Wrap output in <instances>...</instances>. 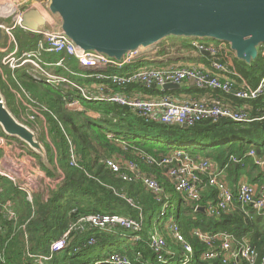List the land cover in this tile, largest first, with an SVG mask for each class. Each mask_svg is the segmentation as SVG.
Returning a JSON list of instances; mask_svg holds the SVG:
<instances>
[{
  "label": "trees",
  "instance_id": "1",
  "mask_svg": "<svg viewBox=\"0 0 264 264\" xmlns=\"http://www.w3.org/2000/svg\"><path fill=\"white\" fill-rule=\"evenodd\" d=\"M18 40L23 48L32 44V37L24 32ZM199 41L219 47L216 54L206 56L209 64L215 59L230 69L233 67L251 87H255L264 75V44L258 59L246 65L233 55L231 61L224 56L227 44ZM4 73L7 81L0 75V91L9 110L15 106L12 89L26 91L25 94L43 110L52 145H45L48 163L42 162L41 165L52 177L59 168L62 179L51 191L34 193L28 200L17 185L0 177V195L4 193L11 202H16L12 197L19 198L24 208V212L17 216L5 214L0 205V264H116L112 261L114 259L128 264H169L181 257V248L164 230L165 222L170 218L179 224L184 238L190 241L195 252L193 264H220L216 260L199 259L206 245L192 236L196 229L213 236L216 244L220 240L214 236L221 232L229 233L235 240L248 241L256 251L253 264L260 263L264 255V219L250 206L246 210L255 217H246L239 203L235 204L233 211L219 216L197 211V207H207L217 197L216 189L207 183L208 175L200 176L203 188L199 197L185 198L175 189L168 166L160 164V161L172 156L173 151L183 149L191 156L209 160L219 169L225 168V177L233 188L241 177H246L258 190L264 189V172L246 154L253 149L257 157L264 159L263 121L237 122L220 118L186 127L146 121L132 109L113 102L82 101L78 106H69L70 97L62 84L37 81L25 67L15 71L6 69ZM234 88L238 89L240 85L236 83ZM112 90L145 95L161 93L158 88L138 85L112 87ZM162 93H169L178 100L200 99V96L209 94L220 102L228 103L229 100L231 107L246 103L251 117L259 116L264 109V95L242 100L232 93L191 86ZM3 134L0 130V135ZM71 148L75 156L74 165L70 164ZM109 157L120 158L122 164L132 161L142 174L153 177L163 190L161 200L140 180H124L123 170L117 173L108 168L105 159ZM233 158L238 161H233ZM7 199L3 201L8 202ZM163 202L167 206L165 215L161 217ZM104 213L141 220L142 225L140 230H134L119 225L97 228L84 224L83 228L71 231L72 237L65 248L51 250V243L80 217ZM154 227L163 232L171 251L162 253V261L147 244L148 234ZM135 236L138 239H134ZM240 264L250 263L243 261Z\"/></svg>",
  "mask_w": 264,
  "mask_h": 264
},
{
  "label": "built area",
  "instance_id": "2",
  "mask_svg": "<svg viewBox=\"0 0 264 264\" xmlns=\"http://www.w3.org/2000/svg\"><path fill=\"white\" fill-rule=\"evenodd\" d=\"M0 0V13L10 10L7 16L0 14L1 19L10 18V23L0 19V29L4 34V41L0 43V75L7 81L2 69L7 67L10 71L19 68H27V72L37 81L51 85L62 84L68 91L69 106H78L82 101H106L119 104L135 111L140 117L147 120H156L165 124H178L187 126L205 120L216 121L226 118L237 122H250L254 120L264 122V109L259 116H250L247 112L248 105L231 107L229 104L212 99L178 100L165 91L163 85L174 83L182 85L185 81H192L198 87H209L224 93H232L242 100L256 99L264 95V75L255 87H251L247 80L232 67L216 61L210 62L209 69H201L195 66L189 67H153L142 66L144 62L151 63L153 60L169 58L171 54L177 53L185 46L191 47L198 52L214 55L218 52L215 45L189 40L186 45L179 39H166L154 47L145 50H136L124 55L120 60L108 58L95 52H78L74 45L58 30L55 19L46 9L48 0ZM3 2V3H1ZM7 7H11L7 9ZM36 10L43 19V23L35 31L22 24L24 13L28 10ZM17 28L22 29L26 35L32 37V44L23 48L15 35ZM232 53L227 47L224 56L230 61ZM52 56H55L52 58ZM71 62L76 65L73 66ZM133 69V70H131ZM122 70H125L121 72ZM129 73H125L126 71ZM85 71V72H84ZM80 79V81H79ZM91 80L90 82H86ZM83 81L85 83L83 84ZM238 81V82H237ZM238 83L240 88H234ZM129 85H138L142 88H158V95H145L140 92L120 93L112 90V87L125 88ZM16 102L24 100L16 90ZM19 92V91H17ZM23 92V91H22ZM24 93V92H23ZM27 95V94H25ZM27 97H29L27 95ZM32 101V99L29 97ZM35 103V102H33ZM29 107V105H27ZM31 109V108H30ZM44 109V108H43ZM35 113V112H34ZM20 145V147H17ZM0 177H5L14 185L24 191L28 200L32 199L37 191L32 180L25 179L23 172L26 171L28 163L34 157L32 151L27 149L17 139L0 135ZM70 164H75V156L71 148ZM24 152L27 155H21ZM15 154L17 156H15ZM172 156L165 157L160 164L167 165V171L174 181L175 189L182 193L185 198L197 199L203 188L200 176L207 174V183L214 187L217 192L216 200L207 204L209 216H219L221 213L233 211L235 204L239 203L246 217L253 219L255 215L249 210L250 206L256 215L264 219V189H259L246 179H241L231 187L226 177L222 175L225 168H216L209 160L199 156H191L183 149L173 151ZM257 166H261L264 159L256 156L253 149L247 153ZM233 161H238L233 158ZM16 162L18 167L16 169ZM105 164L112 171L119 173L123 170L122 179L140 180V182L161 200L162 188L157 181L149 175H144L137 164L127 161L122 164L120 158L109 157ZM44 173L37 167V173ZM26 174V173H25ZM43 174V175H42ZM25 180V183L22 182ZM61 177L57 179L61 181ZM166 202L160 211V216L166 213ZM84 224L97 228H106L119 225L125 229L140 230L141 220L124 217L118 214H94L82 216L78 222L71 225L58 239L51 243V250L56 251L65 248L67 241L72 237L71 231L83 228ZM164 230L172 238L173 242L181 248V258L184 264H193L195 252L190 241L184 238L181 227L172 218L165 222ZM193 237L198 242L206 245V249L200 254L201 261L216 260L220 264H240L246 261L253 264L256 260V251L248 241L235 240L229 233L221 232L215 238L220 242L215 243L213 236L201 231L193 230ZM134 239H138L137 236ZM147 244L157 255L159 261L163 260L162 253H170L163 232L159 228H153L148 234ZM119 259V258H118ZM116 264H128L123 260H112ZM209 264V263H208ZM264 264V255L260 263Z\"/></svg>",
  "mask_w": 264,
  "mask_h": 264
},
{
  "label": "water",
  "instance_id": "3",
  "mask_svg": "<svg viewBox=\"0 0 264 264\" xmlns=\"http://www.w3.org/2000/svg\"><path fill=\"white\" fill-rule=\"evenodd\" d=\"M46 9L78 52L115 60L166 39H213L227 44L236 60L250 65L264 44V0H48ZM42 23L40 14L31 9L21 25L35 31ZM180 86L166 83L163 89ZM0 130L32 153L44 154L35 133L12 115L1 91ZM260 168L264 172V162ZM196 210L209 215L205 206Z\"/></svg>",
  "mask_w": 264,
  "mask_h": 264
},
{
  "label": "rangeland",
  "instance_id": "4",
  "mask_svg": "<svg viewBox=\"0 0 264 264\" xmlns=\"http://www.w3.org/2000/svg\"><path fill=\"white\" fill-rule=\"evenodd\" d=\"M1 3H3V2H1ZM1 21L5 22V23H10V18L1 19ZM21 34H22V29L17 28L15 31V35L17 36V38ZM175 41L178 42L180 40H175ZM206 41H208L210 43L217 42L213 39H206ZM71 64L73 66L76 65L74 62H71ZM150 65H151V63L144 62L142 66L146 67V66H150ZM202 65L204 66V64H202ZM197 68H200V66H197ZM6 69H8V68L4 67L2 69L4 75H5L4 72ZM131 70H133V69H131ZM129 72L130 71L128 70L125 73L127 74ZM4 83H7V82H4ZM62 87L66 91H72L71 87H69V89H67L65 86H62ZM15 93H18V95L21 96V98L24 100V103L19 102V101L18 102L15 101V106H14L13 110L12 109L10 110L12 115L19 122H21L22 124L29 127L35 133L38 142L41 144V146L43 147V150H44L43 155H37V154L33 155L34 157L28 163V165L26 167V171L23 172V176L25 177V179H30V180L34 179L32 181V183H33V186L37 188V191H45V190L51 191L60 182V181L57 182V179H59V177H61V172H60L59 168L58 169L56 168L57 170L55 171V175L52 177L50 174H48L42 168V165H41L42 162L45 165H47V163H48L45 145L46 144L52 145V141H51V138L48 134L47 126L45 124V119H44V116L42 113L43 110L37 104L31 102L29 97H27V95H25V93H27L26 91H24V93L22 91H20V92L16 91ZM14 96H15V94H14ZM27 105H29V107ZM21 144H23L27 149H29V147L26 146L24 143H21ZM17 147H20V145H17ZM21 155H27V154L22 152ZM15 156H17V155L15 154ZM15 167L17 169L18 162H16ZM37 167L40 169L41 172L44 173L43 177L42 176L39 177L40 172L37 173ZM22 182L25 183V180L23 181V177H22ZM5 188H6V186H5ZM12 198L16 202H13V201L11 202L9 199H7L5 194L2 193V195H0V205L3 207V211L6 212L5 214H9V215L16 214L17 216H19L24 212V208L21 206V200L19 198H14V197H12ZM4 199H7L6 201H8V202L3 201ZM20 210H21V212H20ZM105 249H108V247H105ZM169 264H184V263H183L182 258L179 257V258L173 259Z\"/></svg>",
  "mask_w": 264,
  "mask_h": 264
},
{
  "label": "crops",
  "instance_id": "5",
  "mask_svg": "<svg viewBox=\"0 0 264 264\" xmlns=\"http://www.w3.org/2000/svg\"><path fill=\"white\" fill-rule=\"evenodd\" d=\"M181 41H183V40H181ZM187 42L188 41H183L182 43L184 45H186ZM207 55L208 54L198 52V51L192 49L191 47L185 46L179 52L171 54L169 58L161 59V60H153V62H151V66L159 67V68L168 67V66H174V67L175 66L176 67H181V66L182 67H189V66L197 67V66H200L201 69H209L210 65H209L208 60H207L208 58L206 59ZM202 64H204V66ZM182 86L196 87L192 83V81H185L179 88H181ZM208 97H212V96L209 94L208 95L204 94V95L200 96L199 98L200 99H212V100L217 99L214 97H212V98H208ZM227 101H228V103L227 102H224V103H227V104L232 103L229 100H227ZM244 104H246V103H243L240 106H242ZM222 175H223V177L227 176L225 171L224 172L222 171ZM241 179H246V177H241ZM193 235L194 234L192 233V236Z\"/></svg>",
  "mask_w": 264,
  "mask_h": 264
},
{
  "label": "bare ground",
  "instance_id": "6",
  "mask_svg": "<svg viewBox=\"0 0 264 264\" xmlns=\"http://www.w3.org/2000/svg\"><path fill=\"white\" fill-rule=\"evenodd\" d=\"M9 8H11V7H7V9H9ZM10 13H11L10 10H6L5 12H1L0 14H2L3 16H7Z\"/></svg>",
  "mask_w": 264,
  "mask_h": 264
}]
</instances>
